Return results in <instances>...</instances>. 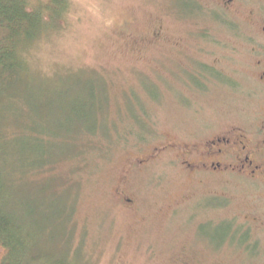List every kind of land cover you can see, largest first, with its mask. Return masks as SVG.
Instances as JSON below:
<instances>
[{
  "label": "rangeland",
  "instance_id": "1",
  "mask_svg": "<svg viewBox=\"0 0 264 264\" xmlns=\"http://www.w3.org/2000/svg\"><path fill=\"white\" fill-rule=\"evenodd\" d=\"M29 1L42 8L50 4L53 12L48 29L27 54L39 80L11 107L21 114L20 126L14 127L12 119L16 135L6 148L9 160L0 167L11 171V206L19 204L14 213L26 229L33 235L37 230L29 211L37 214L39 227L40 222L51 227L52 237L45 234L43 242L51 258L44 253L39 264H54L63 256L67 264H231L212 248L221 242L220 230H196L195 216L205 215L197 206L205 188L182 168L177 152H157L167 141L203 142L235 124L246 127L250 106L238 92L200 90L172 75L183 67L194 72L203 61L211 68L220 59L185 53L190 50L185 47L148 45L160 25L167 39L184 38V21L172 18L170 0ZM227 72L237 77L230 68ZM194 76L199 77L190 74V80ZM93 84L100 86L99 99L106 90L105 112L116 128L109 142L114 150L110 157L68 161L54 171L61 192L57 201L45 181L21 179L32 154V127L55 126L66 133L82 114L94 117L101 103L89 101ZM150 85L156 89L148 90ZM79 101L90 102L91 110L84 112ZM65 208L67 216L54 220Z\"/></svg>",
  "mask_w": 264,
  "mask_h": 264
},
{
  "label": "flooded vegetation",
  "instance_id": "2",
  "mask_svg": "<svg viewBox=\"0 0 264 264\" xmlns=\"http://www.w3.org/2000/svg\"><path fill=\"white\" fill-rule=\"evenodd\" d=\"M170 1L172 18L184 21V38L167 39L160 25L148 45L185 47L190 49L185 53L197 57L219 58L211 68L203 61L194 65V72L183 67L181 72L173 69L172 75L200 90L236 91L250 109L246 127L235 124L203 142L167 141L157 152H177L182 168L205 188L197 205L205 215L195 216L196 230H220L221 242L211 247L227 255L231 264H264V0ZM190 74L199 77L190 80ZM167 85L176 89L171 82Z\"/></svg>",
  "mask_w": 264,
  "mask_h": 264
},
{
  "label": "trees",
  "instance_id": "3",
  "mask_svg": "<svg viewBox=\"0 0 264 264\" xmlns=\"http://www.w3.org/2000/svg\"><path fill=\"white\" fill-rule=\"evenodd\" d=\"M52 12L50 4L42 8L32 5L29 0H0V162L2 163L8 162L10 151L6 148L11 145L13 134L16 135V131L13 133L11 130L12 119L14 127L16 123L18 128L20 126L16 119L21 114L12 111L11 107L13 104H18L20 98L39 80L30 68L27 54L48 29L47 24L51 21ZM99 87L93 84L89 98V101L97 100L98 104L94 105L101 103L98 109L101 108L95 110L94 117L91 114H82L77 123L72 122L73 127L66 133L59 132L58 127L49 126L48 122H46L48 130L46 128V130L34 131L31 126L32 154L31 157H27L28 164L22 171L21 179L26 178L36 184L45 181L46 187L49 186L47 181L52 179L53 184L45 189L57 193V201L60 200L61 193L56 189L59 180L52 176V173L62 164L68 161L82 162L90 156L92 159L106 158L113 153L114 148L109 142L112 141V130L116 128L109 125L105 112L108 106L106 90L103 92L100 90L101 98L97 97ZM103 100L106 102L103 103ZM79 102V107L83 111L90 107V102ZM119 139L122 141L123 138ZM5 170L7 172H3L0 167V264H39L45 257L44 253L46 257L51 258V250H44L43 245L45 234L48 238L52 237L48 235L51 227L49 225L42 227L41 222L39 227L37 214L29 211L30 215H34L37 224L33 229L37 230L33 235L26 229L22 222L23 218L14 213V209H20L19 204L15 202V208L11 206L14 205L12 199L15 198L14 179L7 166ZM66 212L69 213L66 208L62 209L58 211V216L54 219V215L52 219L62 220L67 216ZM56 260L54 264L68 263L64 256Z\"/></svg>",
  "mask_w": 264,
  "mask_h": 264
}]
</instances>
